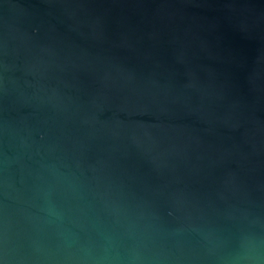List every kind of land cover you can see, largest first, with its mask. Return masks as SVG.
<instances>
[{
  "label": "water",
  "instance_id": "95a60500",
  "mask_svg": "<svg viewBox=\"0 0 264 264\" xmlns=\"http://www.w3.org/2000/svg\"><path fill=\"white\" fill-rule=\"evenodd\" d=\"M0 264H264V0H0Z\"/></svg>",
  "mask_w": 264,
  "mask_h": 264
}]
</instances>
